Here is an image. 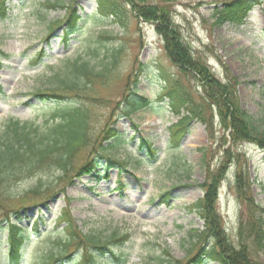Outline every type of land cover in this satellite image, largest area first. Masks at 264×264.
I'll list each match as a JSON object with an SVG mask.
<instances>
[{"label":"rangeland","instance_id":"1","mask_svg":"<svg viewBox=\"0 0 264 264\" xmlns=\"http://www.w3.org/2000/svg\"><path fill=\"white\" fill-rule=\"evenodd\" d=\"M230 1L176 0L174 19L193 54L219 79L238 78L243 108L264 128V0L243 24L218 25L216 6ZM122 5L120 13L113 15L103 13L98 0L6 1L5 16H0V85L4 89L0 94V131L12 118L43 123L62 103L84 104L99 138L106 137L104 128L112 126L119 135L110 141L112 147L105 156H99V172L75 177L56 196H28L38 185L36 176L14 185L12 197L0 211V264H8V218L25 227L22 264H35L45 258L48 248L55 249L53 241L66 236L63 213L85 233L130 236L124 246L115 249L117 257L108 254L100 264H163L169 259L164 249L173 259L190 260V252L196 251L191 232L205 227L192 205L204 196V148L214 170L224 150L231 148L233 156L226 166L217 208L234 244L243 210L235 190L237 163L249 170L253 195L264 205V151L254 143L231 145L224 140L228 131L208 103L204 120L198 117V110L192 112L194 105L199 109L204 103L199 80L171 61L153 23ZM77 57L91 60L97 71L109 65L108 74L86 79L91 83L79 97L35 96L55 87V77L64 75V61ZM173 83L194 100V104L178 103L179 113L171 110L168 97ZM131 89L151 104L129 118L121 102ZM187 116L185 126L180 127ZM213 119L211 134L207 125ZM179 127L182 136L176 143L173 135ZM88 154L97 156L95 151H84L77 162L82 163ZM137 160L141 161L138 166L132 164ZM107 169L110 176L98 181V174L104 175ZM42 178L46 185L53 181L50 174ZM82 253L73 252L66 264H77ZM260 258L264 260V252ZM202 264L219 263L206 259Z\"/></svg>","mask_w":264,"mask_h":264},{"label":"trees","instance_id":"2","mask_svg":"<svg viewBox=\"0 0 264 264\" xmlns=\"http://www.w3.org/2000/svg\"><path fill=\"white\" fill-rule=\"evenodd\" d=\"M175 2L176 0H126L125 2L99 0V7L103 13L118 15L124 8L122 3H125L132 7L136 17L153 23L164 41L165 50L171 61L183 71L194 73L203 88L204 103L202 102L199 109L197 104L194 105L192 112L198 110V117L204 120V107L210 105L211 107H208L217 111L222 128L228 131L227 137H223L224 140L231 141V145L239 142L254 143L264 151V128L243 108L238 95V78L230 76L226 81L219 79L205 61L193 54L191 45L184 39L175 22ZM261 2L262 0L224 2L221 6H216V23L242 24L248 12ZM3 10L4 1L0 0V16L4 14L1 13ZM118 56L119 52L114 56L111 65ZM109 68V65H106V68L97 71L91 60L82 57L66 59L63 65L64 75L55 77L56 86L50 88L49 92L35 95L58 99L70 95L82 96L91 83L87 84L86 79L94 76L105 77L108 74L106 69ZM0 92H2L1 87ZM168 97L171 100V110L177 113H179L178 103L194 104L192 97L184 91L181 93L176 83L168 88ZM149 104L148 98L137 94L133 89L121 102L123 112L128 117L145 109ZM189 118L187 116L184 120ZM213 125L214 119L207 125L211 134H213ZM103 135L106 137L96 136L89 110L84 104L59 103L52 115L46 117L43 123L21 121L16 118L7 121L0 131V211L3 210L4 201L12 197L10 190L14 185L28 177L36 176L38 185L29 190L27 195L42 198L47 194L56 195L59 191L64 192L67 183L73 181L75 177L98 171L99 156H105L104 153L112 147L110 141L117 138L119 133L112 126L104 128ZM88 150L95 151L97 156L89 157L88 154L82 163H78L80 153ZM204 150L203 163L207 177L202 187L205 194L193 204V208L205 220V227L191 232L192 244L196 251L190 252L192 256L190 260L173 259L171 253L164 249L169 259H164L163 264H202V260L207 257L214 258L221 264H264V260L260 258V253L264 252V205L257 202L253 195L249 170L245 164L237 163L235 190L243 210L238 241L234 244L217 208L219 189L226 175V166L233 156L231 148L229 146L224 150L223 159L215 170L208 161L206 148ZM43 174H50L53 181L47 185L43 183ZM98 176L100 178V175ZM66 221L68 222L66 236L57 238L53 242L55 249L48 248L45 258L36 264H63L65 260H70L73 252L77 250H83L78 264H100V259L106 255L116 256L115 248L123 246L130 238L128 234L118 232L108 237L85 233L75 226L71 219ZM8 228L10 259L12 264H20L25 236L20 227L11 224L9 220Z\"/></svg>","mask_w":264,"mask_h":264}]
</instances>
